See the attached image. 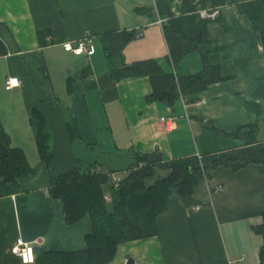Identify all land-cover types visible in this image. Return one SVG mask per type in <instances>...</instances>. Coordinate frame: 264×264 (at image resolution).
<instances>
[{
  "label": "crops",
  "instance_id": "crops-1",
  "mask_svg": "<svg viewBox=\"0 0 264 264\" xmlns=\"http://www.w3.org/2000/svg\"><path fill=\"white\" fill-rule=\"evenodd\" d=\"M185 1L203 10L200 0H0V23L11 34L5 42L8 53L0 56V132L25 153L34 170L12 182L0 180V264H25L13 252L19 238L34 246L39 259L49 251L85 249L86 236L93 232L89 215L67 224L62 202L49 194L50 173L36 143L34 111L47 123L61 171L94 163L100 171L124 178L132 152L159 151L183 159L236 149L243 142L232 131L241 126L257 125L258 139L264 140L260 34L231 0H221L219 19L207 28L209 43L174 66L163 22L180 15ZM113 32L137 33L124 49L128 64L155 59L165 72L183 77L199 73L200 52H208L226 79L171 107L149 102V77L113 79L101 42L102 35ZM84 38L92 40L89 53L65 50L67 43ZM83 71L91 74L81 78ZM10 77L20 85L7 89ZM70 78L75 79L72 93ZM71 113L79 131L75 138L67 128ZM162 117H172L173 126ZM9 152L0 134V158ZM171 172L156 167L146 186ZM263 215L264 164L236 170L220 165L190 195L174 190L167 211L157 218V234L120 244L109 264H128L130 259L134 264H260L263 238L254 227L263 223Z\"/></svg>",
  "mask_w": 264,
  "mask_h": 264
},
{
  "label": "trees",
  "instance_id": "trees-1",
  "mask_svg": "<svg viewBox=\"0 0 264 264\" xmlns=\"http://www.w3.org/2000/svg\"><path fill=\"white\" fill-rule=\"evenodd\" d=\"M203 10L214 13L223 5L221 0H200ZM250 21L252 27L260 34L264 50V0H231ZM139 12L147 9L137 8ZM202 17L201 11L194 10L189 1L181 5V14L170 16L163 22V30L169 47V58L177 66L185 56L201 51L209 43L208 25L218 20ZM43 33H39L42 43ZM135 32L107 33L101 42L111 75L115 81L130 77H149L153 91L148 96L149 102L174 106L181 98L197 94L209 86L226 78L221 67L212 63L208 52H200L202 70L194 75L177 77L167 73L155 59L128 64L124 49L134 39ZM11 34L6 25L0 23V56L8 53ZM91 72L83 71L81 78ZM75 79L68 80V91L73 92ZM37 119L38 134L36 143L40 157L46 162L50 173L49 194L63 204L64 220L72 225L89 215L93 232L86 236V248L80 251H49L37 259L35 264H109L117 253L120 244L154 236L158 232L157 218L168 209L169 197L176 190L187 196L194 185L201 179H209L214 168L225 165L240 169L249 163L264 164V140L258 139L257 125L241 126L232 131V136L241 140L243 145L236 149L197 155L183 159H170L164 153L156 151L151 154L132 152V163L126 169L128 175L115 186L109 175L110 171H93L94 163L78 165L72 169L59 170L51 151V135L44 117L34 111ZM71 138L79 136L77 121L73 115L67 121ZM215 132L229 135L213 128ZM1 139L9 147V155L0 158V180L12 182L33 173L25 153L13 147L9 137L1 131ZM156 167L171 169V175L147 187L145 180L151 177ZM98 168V167H97ZM109 187L106 198L105 187ZM262 236L263 247L260 252V264H264V215L263 223L254 227Z\"/></svg>",
  "mask_w": 264,
  "mask_h": 264
},
{
  "label": "built area",
  "instance_id": "built-area-1",
  "mask_svg": "<svg viewBox=\"0 0 264 264\" xmlns=\"http://www.w3.org/2000/svg\"><path fill=\"white\" fill-rule=\"evenodd\" d=\"M217 12L218 11L214 13L213 12L209 13L207 11H201V16L208 17V18H215V16L217 15ZM162 22L163 20H159V23H162ZM91 48H92V40L90 38H84L83 40L75 42V43L69 42L65 45V50L68 52H72L75 55L89 53ZM19 85H20V81L17 77H10L6 81L7 89H13L15 87H18ZM200 103H205V101L199 102V104ZM160 120L164 122L168 127L169 125L173 126L174 124V119L172 117H169V118L162 117ZM197 156L201 158V154H197ZM93 171H100V169L96 167ZM109 177L111 178V181L115 186H118V184L122 180V178L118 177L116 173H111ZM106 198L110 199L109 197H106ZM13 252L16 255H18L21 258L22 262L25 264H35L37 261V257L34 252V246L30 243L25 242L21 238L17 240L16 245L13 247Z\"/></svg>",
  "mask_w": 264,
  "mask_h": 264
},
{
  "label": "water",
  "instance_id": "water-1",
  "mask_svg": "<svg viewBox=\"0 0 264 264\" xmlns=\"http://www.w3.org/2000/svg\"><path fill=\"white\" fill-rule=\"evenodd\" d=\"M128 264H134L133 260H129Z\"/></svg>",
  "mask_w": 264,
  "mask_h": 264
},
{
  "label": "clouds",
  "instance_id": "clouds-1",
  "mask_svg": "<svg viewBox=\"0 0 264 264\" xmlns=\"http://www.w3.org/2000/svg\"><path fill=\"white\" fill-rule=\"evenodd\" d=\"M18 82V81H17Z\"/></svg>",
  "mask_w": 264,
  "mask_h": 264
}]
</instances>
